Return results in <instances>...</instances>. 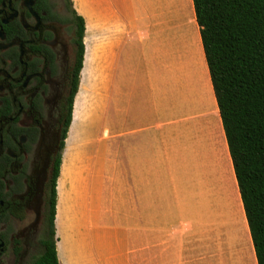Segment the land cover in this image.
<instances>
[{
  "label": "crops",
  "instance_id": "obj_1",
  "mask_svg": "<svg viewBox=\"0 0 264 264\" xmlns=\"http://www.w3.org/2000/svg\"><path fill=\"white\" fill-rule=\"evenodd\" d=\"M72 2L85 20V60L57 186L60 264H151L154 253L192 264L183 254L192 251L194 197L211 207L202 178L221 154L236 181L247 259L258 264L194 1ZM185 12L193 39L184 49ZM85 72L95 79L76 132Z\"/></svg>",
  "mask_w": 264,
  "mask_h": 264
},
{
  "label": "flooded vegetation",
  "instance_id": "obj_2",
  "mask_svg": "<svg viewBox=\"0 0 264 264\" xmlns=\"http://www.w3.org/2000/svg\"><path fill=\"white\" fill-rule=\"evenodd\" d=\"M80 53L72 0H0V264L43 251Z\"/></svg>",
  "mask_w": 264,
  "mask_h": 264
},
{
  "label": "trees",
  "instance_id": "obj_3",
  "mask_svg": "<svg viewBox=\"0 0 264 264\" xmlns=\"http://www.w3.org/2000/svg\"><path fill=\"white\" fill-rule=\"evenodd\" d=\"M258 264H264V0H193ZM78 79L62 154L54 175L43 251L33 264H60L57 251L58 179L85 60V20Z\"/></svg>",
  "mask_w": 264,
  "mask_h": 264
},
{
  "label": "rangeland",
  "instance_id": "obj_4",
  "mask_svg": "<svg viewBox=\"0 0 264 264\" xmlns=\"http://www.w3.org/2000/svg\"><path fill=\"white\" fill-rule=\"evenodd\" d=\"M180 29L182 47L185 49L186 44L190 45L193 39L192 22L186 12L182 14ZM198 64L203 81H205L202 56ZM84 74L85 88L79 95L76 106V123L74 127L76 132L81 129L80 119L84 105V89L90 94L95 79L94 72H85ZM214 122L216 123L215 120ZM215 126V133L218 134V127L216 124ZM217 136L219 137V135ZM229 174V165L221 154L215 157L212 166L203 176L202 179H204L211 207L203 205L202 196L198 197L199 195H197L194 197V206L192 207V220L194 221L193 245L191 253L183 254L184 262L192 259V264H250L244 247V230L240 217L242 212H240L238 204L240 198L235 190L236 181L234 178H229ZM199 199L201 200L198 201ZM186 208H189V206H186ZM204 222H207L206 227L203 226ZM184 227L188 229V226L185 225ZM149 259L151 264H169L172 261L167 254L159 253L151 254ZM142 260V256L136 257L133 264H143Z\"/></svg>",
  "mask_w": 264,
  "mask_h": 264
},
{
  "label": "bare ground",
  "instance_id": "obj_5",
  "mask_svg": "<svg viewBox=\"0 0 264 264\" xmlns=\"http://www.w3.org/2000/svg\"><path fill=\"white\" fill-rule=\"evenodd\" d=\"M235 183V182H234ZM236 198H238V197H236ZM249 229V228H248Z\"/></svg>",
  "mask_w": 264,
  "mask_h": 264
}]
</instances>
